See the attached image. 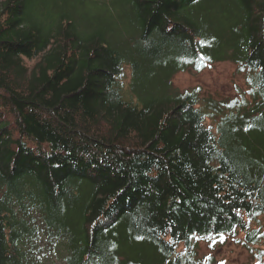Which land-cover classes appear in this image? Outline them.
<instances>
[{"label":"trees","instance_id":"trees-1","mask_svg":"<svg viewBox=\"0 0 264 264\" xmlns=\"http://www.w3.org/2000/svg\"><path fill=\"white\" fill-rule=\"evenodd\" d=\"M263 218L264 0H0V264H264Z\"/></svg>","mask_w":264,"mask_h":264},{"label":"rangeland","instance_id":"rangeland-1","mask_svg":"<svg viewBox=\"0 0 264 264\" xmlns=\"http://www.w3.org/2000/svg\"><path fill=\"white\" fill-rule=\"evenodd\" d=\"M173 81L180 90L200 87L204 95H212L216 99L233 98L239 90L248 92L246 74L239 65L231 61L216 63L201 73H178ZM242 238L239 234L236 238L227 235L220 241L202 240L197 247V253L200 257L212 256L220 264H253L257 260L255 252L246 247Z\"/></svg>","mask_w":264,"mask_h":264}]
</instances>
